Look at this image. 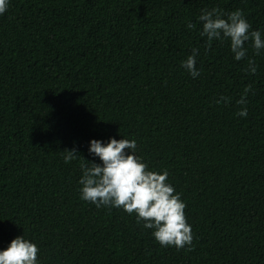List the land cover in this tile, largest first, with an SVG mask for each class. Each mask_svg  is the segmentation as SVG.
Wrapping results in <instances>:
<instances>
[{
  "label": "trees",
  "instance_id": "obj_1",
  "mask_svg": "<svg viewBox=\"0 0 264 264\" xmlns=\"http://www.w3.org/2000/svg\"><path fill=\"white\" fill-rule=\"evenodd\" d=\"M212 8L242 10L264 38V0H9L0 251L24 235L38 264H264V49L246 42L241 61L229 41L206 50L199 16ZM193 48L196 78L182 67ZM249 84L241 117L236 101ZM222 95L231 101L216 104ZM110 138L135 139L149 170L168 171L192 250L162 247L135 214L80 199V165L101 163L90 141ZM73 148L78 158L65 163Z\"/></svg>",
  "mask_w": 264,
  "mask_h": 264
},
{
  "label": "clouds",
  "instance_id": "obj_2",
  "mask_svg": "<svg viewBox=\"0 0 264 264\" xmlns=\"http://www.w3.org/2000/svg\"><path fill=\"white\" fill-rule=\"evenodd\" d=\"M9 0H0V15L8 10ZM202 24L201 37L206 38V50L213 41H229L230 50L236 61L248 55L246 42L251 41L254 54L264 49V38L259 30H251V25L243 11L236 9L227 14L219 8L202 9L199 16ZM195 24L189 22L188 29ZM199 49L193 48L192 54L182 61V67L193 77L200 76L197 68ZM245 72L255 74V61L247 59ZM252 86L247 85L239 100L238 116L246 117L247 95ZM254 94V93H253ZM230 97L220 96L216 104H227ZM135 139L110 138L109 142L90 141L89 153L99 157L101 163L87 162L80 165L82 175L79 179L80 199L94 204L97 208L109 207L122 209L128 215L135 214L137 224L145 229H153L152 235L162 247H175L177 250H192L194 234L185 214L186 204L173 185L168 182L169 173L149 170V166L136 155ZM78 158L77 150H66L65 163ZM40 249L36 243L24 238H14L8 247L0 251V264H38Z\"/></svg>",
  "mask_w": 264,
  "mask_h": 264
}]
</instances>
